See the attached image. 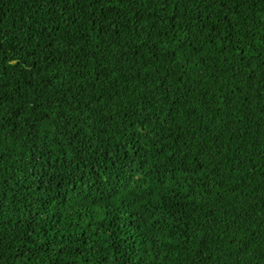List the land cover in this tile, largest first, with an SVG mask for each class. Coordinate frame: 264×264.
<instances>
[{
    "label": "trees",
    "instance_id": "obj_1",
    "mask_svg": "<svg viewBox=\"0 0 264 264\" xmlns=\"http://www.w3.org/2000/svg\"><path fill=\"white\" fill-rule=\"evenodd\" d=\"M0 264H264V0H0Z\"/></svg>",
    "mask_w": 264,
    "mask_h": 264
}]
</instances>
